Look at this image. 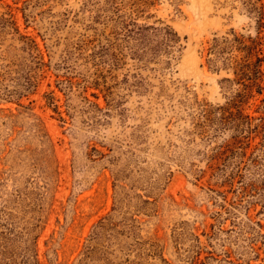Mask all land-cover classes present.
I'll return each instance as SVG.
<instances>
[{
	"label": "rangeland",
	"instance_id": "374dc122",
	"mask_svg": "<svg viewBox=\"0 0 264 264\" xmlns=\"http://www.w3.org/2000/svg\"><path fill=\"white\" fill-rule=\"evenodd\" d=\"M260 12L0 0V264H264Z\"/></svg>",
	"mask_w": 264,
	"mask_h": 264
},
{
	"label": "trees",
	"instance_id": "16d2710c",
	"mask_svg": "<svg viewBox=\"0 0 264 264\" xmlns=\"http://www.w3.org/2000/svg\"><path fill=\"white\" fill-rule=\"evenodd\" d=\"M259 15H260V20H261L260 24H263L262 21L264 19V13L260 12ZM234 41H236V42L240 43V45H242V42H240L239 38L236 37L234 39ZM230 44H231V41L228 38H225V37L220 39L219 41L215 40V44L212 47V51H217V52L223 53L224 51H226L227 49L230 48L229 47ZM246 48H247V46H243V47H239L238 50L242 51V49L245 50ZM258 62L259 63L261 62L260 58H258ZM257 67H259V65L258 66L256 65L255 74H261V70L259 68H257Z\"/></svg>",
	"mask_w": 264,
	"mask_h": 264
}]
</instances>
